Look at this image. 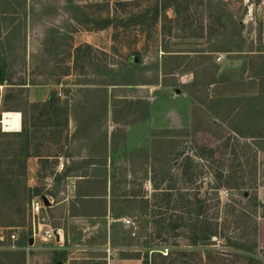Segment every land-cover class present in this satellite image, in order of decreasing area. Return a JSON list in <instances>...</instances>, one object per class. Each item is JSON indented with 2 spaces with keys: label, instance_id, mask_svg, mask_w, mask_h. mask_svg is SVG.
<instances>
[{
  "label": "rangeland",
  "instance_id": "374dc122",
  "mask_svg": "<svg viewBox=\"0 0 264 264\" xmlns=\"http://www.w3.org/2000/svg\"><path fill=\"white\" fill-rule=\"evenodd\" d=\"M161 1L14 0L0 21V264H264V0H176L175 11ZM108 16L113 27L93 29ZM229 59L243 63L220 72ZM50 95L64 111L31 108ZM4 113L19 114L18 131H4ZM195 143L216 162L196 161ZM238 164L245 186L219 190L221 212L233 213L218 224L244 249L222 237L192 246L181 236H191L195 188L206 198L211 173ZM81 172L116 175L114 211L79 202L81 177L65 174ZM42 196L60 241L39 239L30 203ZM130 196L148 202L145 215ZM80 212L105 216H70Z\"/></svg>",
  "mask_w": 264,
  "mask_h": 264
},
{
  "label": "trees",
  "instance_id": "16d2710c",
  "mask_svg": "<svg viewBox=\"0 0 264 264\" xmlns=\"http://www.w3.org/2000/svg\"><path fill=\"white\" fill-rule=\"evenodd\" d=\"M14 0H5L1 5H4V7L2 6V8H0V21H6V20H12L11 17L12 15H14V11L12 10L14 5ZM176 2V0H162L160 2V7L163 11H165L167 8H170L172 6L173 3V8H174V3ZM171 5V6H170ZM175 11V8H174ZM157 16H158V12H155L154 16H153V20L157 21ZM138 20H136L137 25L140 23L141 24V14H138L137 16ZM88 19L84 20V23L87 22ZM116 19L114 20L111 17H104V18H99L98 20H91V22H93L95 24L94 28L95 30H103L106 29L108 27H113L114 23H115ZM139 21V22H138ZM79 24H82L83 22L81 21H77ZM13 27V26H12ZM11 27V29H12ZM88 50H91L90 46H86ZM5 77L4 75L0 72V85L5 83ZM105 103L103 105H100V113L101 116L99 119H101L102 117H106L107 115V105H106V99L104 100ZM60 99L56 98L55 95H50L47 100L43 103H39V104H35V105H31V108L34 110H38L40 108H43L44 110H52L53 113L56 112H62L65 109H58V108H54L53 104L54 103H59ZM53 103V104H52ZM52 104V105H51ZM50 106V107H47ZM102 106V107H101ZM46 112H41L40 115H44ZM113 118H114V114H112ZM68 119L69 117H67V123H68ZM66 123V125H67ZM90 124L86 123L84 125H82L79 128V132L81 134H84L86 132L87 129V125ZM23 126H26V119H24L23 122ZM68 127V126H67ZM23 131H25L24 129L21 132H18L16 134H9L12 136H19L21 137L23 135ZM61 132L58 131H54L53 132V136H57L58 134H60ZM8 134V133H7ZM70 135V134H69ZM8 136V135H7ZM74 136V135H73ZM264 139L263 136H258ZM106 140H107V136H106ZM106 142V141H105ZM91 145V144H90ZM259 152L264 153L263 149H257V154ZM216 155H217V151L208 148V147H202L199 146L197 143H195V148H194V153H192V157L194 159H196V161H205V162H210V163H214L216 162ZM34 157H38L39 155H33ZM26 157H28V154H26ZM256 155H255V159L253 160V170L255 169L256 166ZM97 160H92V158H88L86 159V161L84 162L85 165L87 166H93L98 164V162H96ZM237 162H241V161H237ZM192 164H194V162H192ZM199 163H195V166H198ZM241 164H238V167L240 170L236 171V170H226L225 172H214L211 173L212 177L215 179L214 180V186L211 187V194H209L206 198L205 196L203 198L200 197V188L196 187V192L192 195V231H191V236H181V238L183 239H191V245L192 246H197L200 242L203 241H209L212 240L213 238H218V237H222L226 243H229L230 246H232L233 248L236 249H244V247L242 245H238L236 244V242H231L229 241V238L222 236V234L219 232V224L218 221L221 220V215H227L228 212L230 211V213H233L232 210L230 209V205L224 204V206H226V210L224 212H221L220 208L221 207V200L219 198V190L221 188H228L230 190H240L242 189L245 184L243 181V176L245 174L244 171L241 170ZM194 167V166H193ZM81 177L82 179H87L86 183L88 185H92V186H97V185H102L105 183V179L108 177V175L106 173H101V174H92V172H81L79 174L76 175H68L65 174V177ZM200 174L198 173L197 175H195L194 177H192V181L199 177ZM110 181L115 180L116 175L113 173L110 175ZM104 193V192H103ZM93 196V195H92ZM97 196V195H94ZM98 196H104V195H98ZM43 197V196H42ZM112 198V195H111ZM125 201H135L136 203L140 204L141 207V214H146V211L148 209V202L146 200H144V198H138V197H134V196H130L125 197L124 198ZM93 201V200H92ZM90 200H80L79 202H81L82 204H87L92 202ZM99 202H102L100 200H98ZM110 212L114 211V205L115 202L112 200L110 201ZM210 213V214H209ZM221 213V214H220ZM224 213V214H223ZM70 216L75 217V216H83V217H88L89 215H86L85 213H72L70 214ZM90 216H105L104 215H90ZM240 217H236L237 221H239ZM180 222H183V219L180 217L179 218ZM183 224H181L182 226ZM178 227V226H176ZM180 227V225H179Z\"/></svg>",
  "mask_w": 264,
  "mask_h": 264
},
{
  "label": "crops",
  "instance_id": "0c3cea01",
  "mask_svg": "<svg viewBox=\"0 0 264 264\" xmlns=\"http://www.w3.org/2000/svg\"><path fill=\"white\" fill-rule=\"evenodd\" d=\"M74 188H78V190L82 187V190H84V193L81 194V195H77L79 197H77V199H80V200H90V201H94L95 200H102L105 204V212L106 214L109 213L110 211V201H111V194H110V179H105V183L103 184L104 186H102L100 188V191L99 193H93V191L91 190L92 188L90 186H88V184L86 183V180L87 179H74ZM83 185H86V186H83ZM104 192V193H103ZM93 195V196H92ZM94 195H97V196H94ZM98 195H104V196H98ZM258 197L261 199V194L260 192L258 193ZM102 202V203H103ZM91 203V202H90ZM86 215H89L88 217H95V216H90V215H96L95 213H87L85 212ZM77 217H80V216H75L73 218H77ZM61 239L57 238V241H60ZM258 242H259V245H264V233L261 229V224L259 223L258 224Z\"/></svg>",
  "mask_w": 264,
  "mask_h": 264
},
{
  "label": "built area",
  "instance_id": "2783aa9c",
  "mask_svg": "<svg viewBox=\"0 0 264 264\" xmlns=\"http://www.w3.org/2000/svg\"><path fill=\"white\" fill-rule=\"evenodd\" d=\"M226 194V193H225ZM46 207L43 205L41 198L33 199L30 203V213L33 219L37 220V232L39 239L43 242H51L59 239L60 236L57 231H54L48 224L44 222L41 217L43 210ZM34 236L35 233H34ZM14 239V236H11Z\"/></svg>",
  "mask_w": 264,
  "mask_h": 264
},
{
  "label": "water",
  "instance_id": "95a60500",
  "mask_svg": "<svg viewBox=\"0 0 264 264\" xmlns=\"http://www.w3.org/2000/svg\"><path fill=\"white\" fill-rule=\"evenodd\" d=\"M242 63H243L242 59L226 60L224 62V64L221 66L220 72L236 70L242 65ZM245 195H247V194H245ZM41 200H42V203L45 207L50 206V202L48 201V199L45 196L41 197ZM216 243H217L216 240H209V241H203L200 244L203 246H213Z\"/></svg>",
  "mask_w": 264,
  "mask_h": 264
},
{
  "label": "bare ground",
  "instance_id": "6f19581e",
  "mask_svg": "<svg viewBox=\"0 0 264 264\" xmlns=\"http://www.w3.org/2000/svg\"><path fill=\"white\" fill-rule=\"evenodd\" d=\"M4 131H18L20 125L19 114L4 113L1 121Z\"/></svg>",
  "mask_w": 264,
  "mask_h": 264
}]
</instances>
